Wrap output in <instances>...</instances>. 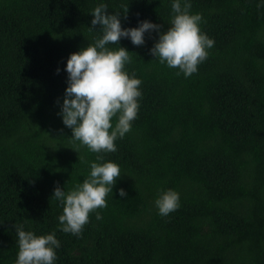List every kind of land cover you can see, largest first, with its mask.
<instances>
[{
	"label": "trees",
	"instance_id": "trees-1",
	"mask_svg": "<svg viewBox=\"0 0 264 264\" xmlns=\"http://www.w3.org/2000/svg\"><path fill=\"white\" fill-rule=\"evenodd\" d=\"M100 2L0 0V264H15L14 223L55 231L56 264H264V7L257 0H191L215 43L188 77L151 55L155 31L140 46L119 41L130 51L128 71L142 80L131 130L104 153L121 176L107 207L97 209L100 220L90 213L79 236L58 227L54 188L82 182L97 155L71 139L57 101L69 54L99 36L90 12ZM103 2L108 12L122 11L123 27L144 19L161 30L170 25L171 0ZM167 188L180 193V207L161 216L154 200Z\"/></svg>",
	"mask_w": 264,
	"mask_h": 264
},
{
	"label": "clouds",
	"instance_id": "clouds-1",
	"mask_svg": "<svg viewBox=\"0 0 264 264\" xmlns=\"http://www.w3.org/2000/svg\"><path fill=\"white\" fill-rule=\"evenodd\" d=\"M257 7H264V0H257ZM107 9L102 0L91 10L90 29L99 25V30H94L99 36L69 54L64 66L67 86L62 103L57 101V115L71 129V139L97 154L89 161L90 171L82 182L68 190L57 184L51 196L62 208L58 227L76 236L82 234L90 213L95 212L97 220L102 218L97 209L107 207L106 197L121 176L120 165L106 160L104 153L117 150L115 141L131 130L139 111L142 80L128 71L130 51L120 46L119 41L126 38L140 46L145 44V34L155 31L158 38L149 49L151 55L161 64L177 68V75L183 73L185 77L198 71V65L208 57L215 43L200 27L202 14L190 11L191 0H171L172 15L166 30L147 19L138 21L137 26L123 27L122 11ZM126 13L127 10L123 11L125 19ZM118 192L121 197L127 196L123 188ZM154 205L161 216H167L180 207V193L173 188L161 189ZM14 228L18 245L15 264H56V250L61 242L55 231L37 234L15 223Z\"/></svg>",
	"mask_w": 264,
	"mask_h": 264
}]
</instances>
